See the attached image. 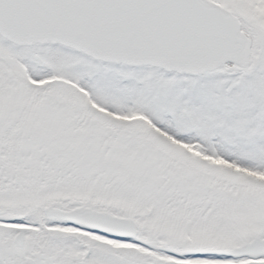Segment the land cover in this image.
<instances>
[{"label":"snow or ice","instance_id":"obj_1","mask_svg":"<svg viewBox=\"0 0 264 264\" xmlns=\"http://www.w3.org/2000/svg\"><path fill=\"white\" fill-rule=\"evenodd\" d=\"M0 264H264V0H0Z\"/></svg>","mask_w":264,"mask_h":264}]
</instances>
